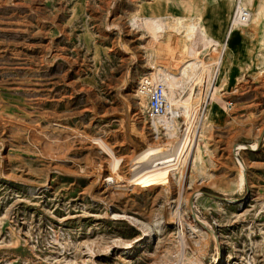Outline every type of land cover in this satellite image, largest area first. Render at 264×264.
Instances as JSON below:
<instances>
[{
  "label": "rangeland",
  "instance_id": "1",
  "mask_svg": "<svg viewBox=\"0 0 264 264\" xmlns=\"http://www.w3.org/2000/svg\"><path fill=\"white\" fill-rule=\"evenodd\" d=\"M199 11L216 49L176 29ZM236 11L226 0H0V264H264V61L247 58L250 38L237 34L246 27L229 37ZM147 15L170 27L156 38L142 25ZM185 42L211 69L199 68L203 82H179L170 137L139 86L156 68L180 75L196 59L178 57ZM224 44L230 75L210 88ZM184 102L195 136L169 184L130 186L125 196L98 185V172H114L98 139L123 158L125 183L142 151L125 134L127 105L144 148L171 147L191 124Z\"/></svg>",
  "mask_w": 264,
  "mask_h": 264
},
{
  "label": "bare ground",
  "instance_id": "2",
  "mask_svg": "<svg viewBox=\"0 0 264 264\" xmlns=\"http://www.w3.org/2000/svg\"><path fill=\"white\" fill-rule=\"evenodd\" d=\"M236 3H237V10H238V7H244L248 9L254 8V10L253 12L251 11L250 20L246 24L239 23L238 20L236 19L232 20L233 24L232 23L230 24L231 26H230V29L228 30L229 37L232 36L233 32L237 33V31H234V29H239L240 27H246V28H241L239 30V33L237 34H240V35L243 34L250 38L248 47H247L248 51L246 52L247 58H250L254 64L259 66L260 63L264 61V23H262V20H261L262 16L264 15V1L263 0L262 1L261 0H237V1L226 0L227 10L228 11L231 10L235 6ZM185 6H186L184 7L185 12H188L187 10H188L189 4ZM182 18H184L183 21L181 20L177 21L178 24H177L176 29L180 31L181 30V29L179 30L180 27L184 28L185 37L187 40H190L191 42L193 38L195 39L197 37V39L201 43V47H204V48L208 46H212L214 49H216V47L221 44L220 39L210 34V32L212 31L211 29H206L204 27V24L203 26L200 24V20L202 19L201 11H199V13H197L195 16L187 15V13L186 14L184 13ZM142 22H143L142 25H144L148 30H150L149 32L155 35L156 38L158 37L157 34L161 35L166 30V28L170 27V25L166 21H164L161 17H157V16L147 15L146 17H143ZM157 29H159V31H157ZM178 49H179L178 50L179 55L177 54L178 57L182 55L185 56V54H189V55L191 54V57L193 56L196 58L197 55H199L198 54L199 50L189 49L187 42H185L180 47H178ZM223 49H225L224 50V54H225L226 51L228 50L227 44L223 45ZM255 52H259V55L255 56L254 55ZM224 54H220L217 60H215L217 69L215 70L214 75L212 76L213 82L210 83L209 85L210 88H216L217 84L223 81H226L229 78L230 65H231V54H228V55L225 54V57H224ZM151 64L152 66H154L152 62ZM201 66L203 70L206 68L208 69L210 67V65L209 67H207L208 65L205 63V61L203 62L200 58L199 59L196 58L194 60L192 59V61L184 63L182 65L181 70H180V75H177V76L171 73H167L166 71L164 72V70L162 71L155 67L156 70L149 72V73H145L146 75L141 80L143 81L148 76V74H150L153 77V81H162L167 86L168 102L171 107L172 115L170 114L163 115V116H159L158 118H152V119H153V124L155 128L156 129H161V128L166 129L165 133L168 136L170 135V137H173L176 134V129H177L176 117L174 115L175 111L173 110L174 108H172V106L177 105L178 102L181 101L179 100L180 96L178 98V88L180 86L179 82L181 80L190 79L193 76H195L197 80H200V81L202 80L203 82L202 73H200L199 71V68ZM207 69H206V72H207ZM209 69H211V67ZM203 70L201 72H203ZM139 95H141V97L143 96L145 99L147 98L145 94L139 93ZM189 104L191 103L189 102ZM189 104L184 102L183 103L184 112H182L181 110V115L186 120H190L191 117L194 116V115L193 116L191 115V112H190L191 106ZM212 114H213L212 107L211 109L208 108V110L204 112L201 122H209L213 117ZM190 123L191 124L187 127L184 136L180 139H177L175 144L173 145L171 144L172 145L171 147H166L165 145L160 146L158 144L149 145L145 147L144 149H142V151L139 152L137 155L135 154V156L131 158L132 164H131L130 171L132 172V175L130 179H127L126 183L124 182L122 175L118 173V169L120 165L122 164V162L124 161L123 158L118 157L114 149L105 140L98 139L99 141L98 144L101 146V148H103L107 152V154L111 156V159H113L112 164H113L114 172L109 173L108 175L98 172V174L95 175L96 176L95 181H97L98 185H100L101 187L107 188L109 193L110 192L115 193V194H118L119 196H125L126 191L128 188H130V186H132L133 188H137V189H153L156 186L163 185L166 182L168 183L171 177V171L179 168L180 164L182 163L184 164L185 161L187 160V157L189 154L188 149L190 148L189 145L192 141V137L195 136L194 134L195 127L193 126V118L191 119ZM199 151L200 149L197 146L194 151L193 162L199 161L201 159ZM156 175H159V176L154 177ZM146 176H148V178H146ZM240 177L241 179H243V175H241ZM195 194L199 195V191H196V193L195 192L191 193V195H195ZM116 215L121 216L119 214H116ZM157 221L158 220L156 219L155 222L157 223ZM179 222H180L179 225H180V230H181L180 232L184 234L185 227H184V223L182 219H180ZM189 226L194 227L193 225H189ZM141 231H142L141 235H143L141 240L143 242L148 241L152 237L150 226L142 225ZM198 262L200 263V260Z\"/></svg>",
  "mask_w": 264,
  "mask_h": 264
},
{
  "label": "built area",
  "instance_id": "3",
  "mask_svg": "<svg viewBox=\"0 0 264 264\" xmlns=\"http://www.w3.org/2000/svg\"><path fill=\"white\" fill-rule=\"evenodd\" d=\"M250 16V9L238 7L233 19L238 20L239 23L246 24L249 22ZM139 92L145 94L148 99L146 110L151 118H158L159 116L169 114L172 115L171 107L168 102V88L164 82L153 81L149 77H146L140 83ZM229 106H232V103H230ZM174 111L175 117L178 118L180 113L177 110Z\"/></svg>",
  "mask_w": 264,
  "mask_h": 264
},
{
  "label": "water",
  "instance_id": "4",
  "mask_svg": "<svg viewBox=\"0 0 264 264\" xmlns=\"http://www.w3.org/2000/svg\"><path fill=\"white\" fill-rule=\"evenodd\" d=\"M130 108L128 105L126 106V114L124 116L125 119V134L127 139L132 143V145L137 149L136 151H140L144 148V144L140 141H142V136L136 135L133 130L130 128V115H129ZM140 141H138L137 139ZM218 197V196H216Z\"/></svg>",
  "mask_w": 264,
  "mask_h": 264
},
{
  "label": "crops",
  "instance_id": "5",
  "mask_svg": "<svg viewBox=\"0 0 264 264\" xmlns=\"http://www.w3.org/2000/svg\"><path fill=\"white\" fill-rule=\"evenodd\" d=\"M235 39V38H234ZM231 43H234V40H232V42ZM234 44H236V43H234Z\"/></svg>",
  "mask_w": 264,
  "mask_h": 264
}]
</instances>
